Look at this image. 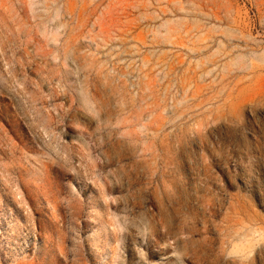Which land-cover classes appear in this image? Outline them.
I'll return each instance as SVG.
<instances>
[{
    "label": "rangeland",
    "instance_id": "obj_1",
    "mask_svg": "<svg viewBox=\"0 0 264 264\" xmlns=\"http://www.w3.org/2000/svg\"><path fill=\"white\" fill-rule=\"evenodd\" d=\"M0 264H264V0H0Z\"/></svg>",
    "mask_w": 264,
    "mask_h": 264
}]
</instances>
